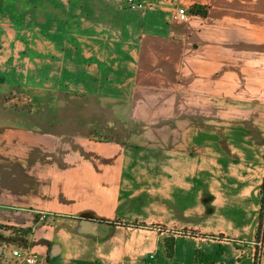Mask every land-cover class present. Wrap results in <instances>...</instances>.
<instances>
[{
	"label": "crops",
	"instance_id": "0c3cea01",
	"mask_svg": "<svg viewBox=\"0 0 264 264\" xmlns=\"http://www.w3.org/2000/svg\"><path fill=\"white\" fill-rule=\"evenodd\" d=\"M141 1L0 0V59L44 87L0 95V225L41 264H254L264 0Z\"/></svg>",
	"mask_w": 264,
	"mask_h": 264
},
{
	"label": "rangeland",
	"instance_id": "374dc122",
	"mask_svg": "<svg viewBox=\"0 0 264 264\" xmlns=\"http://www.w3.org/2000/svg\"><path fill=\"white\" fill-rule=\"evenodd\" d=\"M2 58L0 59V95L2 94H9V95H19L21 97H32L33 93L36 91H43L44 87L34 85L33 83L37 81L33 79L31 75V71L28 69V55L27 54H2ZM65 56V55H64ZM62 55L60 54H53L52 55V76H53V85H52V92H59L60 86L58 85V80L65 74V69L63 63H61L60 58ZM41 78H43L41 76ZM38 79V78H37ZM33 98V97H32ZM37 106L35 105V109ZM122 136V137H121ZM139 136V135H137ZM151 136V137H150ZM121 137V138H120ZM132 135H120L116 134L113 136H109L111 139H118V140H126L130 139L131 141ZM155 135H148L146 136L147 139L145 141L152 142L153 144L156 143ZM126 138V139H125ZM133 138V137H132ZM142 140H139V139ZM101 141L108 140V137L100 136L99 138ZM144 139L142 136H139L138 141H143ZM263 194V205L259 211L257 222L259 223L258 227V234L256 236L254 245L257 242H260L261 239L264 240V188L262 191ZM192 235L191 232H186ZM257 248L256 253L259 255V247ZM262 256L261 261L264 264V246L261 249Z\"/></svg>",
	"mask_w": 264,
	"mask_h": 264
},
{
	"label": "built area",
	"instance_id": "2783aa9c",
	"mask_svg": "<svg viewBox=\"0 0 264 264\" xmlns=\"http://www.w3.org/2000/svg\"><path fill=\"white\" fill-rule=\"evenodd\" d=\"M129 7L132 10H143L145 5L141 0H128ZM177 20L181 22H188L190 19V12L187 8L178 9ZM45 220V215H42L41 221ZM0 258L6 261H12V264H41L39 254L34 252L29 247V240L34 234L35 228L25 229L15 226H0ZM27 234V236H26ZM189 235V234H188ZM25 236L28 243L22 240ZM259 247V255L255 254L254 264H263L261 261L262 247L264 246V240L256 243ZM154 257L152 256V259Z\"/></svg>",
	"mask_w": 264,
	"mask_h": 264
},
{
	"label": "trees",
	"instance_id": "16d2710c",
	"mask_svg": "<svg viewBox=\"0 0 264 264\" xmlns=\"http://www.w3.org/2000/svg\"><path fill=\"white\" fill-rule=\"evenodd\" d=\"M0 226H1V225H0ZM0 228H2V227H0ZM26 236H27V234H26ZM22 240H23L25 243H26V242L28 243V240L26 239V237H25V236H23V237H22ZM170 249H171V252H172V249H173V247L171 246V248H170ZM0 261H5V259H3V258H0Z\"/></svg>",
	"mask_w": 264,
	"mask_h": 264
}]
</instances>
